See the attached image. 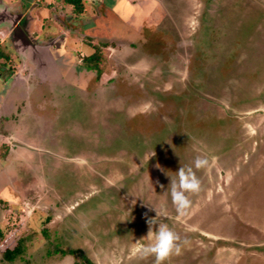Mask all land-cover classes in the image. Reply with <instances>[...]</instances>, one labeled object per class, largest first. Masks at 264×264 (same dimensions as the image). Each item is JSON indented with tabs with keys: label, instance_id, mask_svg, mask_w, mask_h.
<instances>
[{
	"label": "rangeland",
	"instance_id": "1",
	"mask_svg": "<svg viewBox=\"0 0 264 264\" xmlns=\"http://www.w3.org/2000/svg\"><path fill=\"white\" fill-rule=\"evenodd\" d=\"M86 1L76 16L23 0L27 34L50 45L46 77L74 87L27 80L14 118L0 111V230L23 241L0 264H154L134 251L150 219L181 238L165 264H264V0ZM198 155L211 167L194 168L202 191L181 216L170 180Z\"/></svg>",
	"mask_w": 264,
	"mask_h": 264
},
{
	"label": "flooded vegetation",
	"instance_id": "2",
	"mask_svg": "<svg viewBox=\"0 0 264 264\" xmlns=\"http://www.w3.org/2000/svg\"><path fill=\"white\" fill-rule=\"evenodd\" d=\"M3 4L5 5V7L8 8V11L10 12L11 15H14V14L21 15L20 17L21 19L19 20L18 25L22 28V30L28 36V38L32 42V46L35 47V48L27 47L26 49H24L23 53H18L17 48L14 47V44L12 42V31H13V27L11 25L12 22L0 23V30H3L6 33L5 38L0 39V49L1 47L5 48V52L1 50V52L3 53V58L0 59V80H2V87L0 88V96L5 95L4 99H1V101H3V103H7L6 105H7L8 110L6 111V113L8 114L9 111L12 110L13 108L14 99L20 100L21 94L23 93V95L26 96L27 92L29 91V88H27L26 86L27 80H31V79L37 80V78H41V80H46V79L49 80L51 84L54 83V81H51V79L55 78L56 83L59 82V80L57 79V77H53L51 75H49V77H46V75H48L49 73L47 72V69H46L48 67L44 66V64L46 62L48 63H52V62L50 59L46 61V59L41 56L40 52L41 50L46 52L47 49L50 47V45L48 44V46H45V42H42V39H40L39 36H37V34L33 33L32 36L30 37L26 32L27 30L26 27L28 25V20H27L28 11L26 12L23 10V7L26 5V3L23 2V0L19 2L3 0ZM127 4L132 7V4H129V3ZM134 8H137V9L134 10ZM134 8H133L134 11L140 10L138 5H136V7ZM115 14H117V17H118L119 11L117 10ZM114 20L116 21L115 18ZM33 40L35 41L33 42ZM34 51L36 52L39 51L38 52L39 56L38 55L35 56ZM6 52H9V54H7ZM51 65L54 68V64L52 63ZM24 72H25V75H24ZM30 73H32L31 77H30ZM57 74H58V71H57V68L55 67V75ZM58 77L60 78V81H63V79L60 76ZM37 82L39 81L37 80ZM64 82L66 81H63V84L59 82L58 83L59 86L69 87V89L73 90L74 85L72 83L70 84L69 82H67L65 84ZM11 130H13V127L11 128ZM2 145L3 146L0 145V147H3L2 150H4L5 144H2ZM1 153H0V170L3 167L7 166L9 162L11 161L12 151H11L10 146H8L5 153H3V151H1ZM4 154L6 155L5 157H3ZM8 155H9V158H8ZM1 175L2 174L0 171V177ZM2 176H5V174H3ZM2 179L5 180L6 187H9L11 185L12 181L10 180L9 182L6 179V176L2 177Z\"/></svg>",
	"mask_w": 264,
	"mask_h": 264
},
{
	"label": "clouds",
	"instance_id": "3",
	"mask_svg": "<svg viewBox=\"0 0 264 264\" xmlns=\"http://www.w3.org/2000/svg\"><path fill=\"white\" fill-rule=\"evenodd\" d=\"M211 167L208 157L198 155L195 157L192 166H180L176 171V178L170 180V195L172 204L178 214L185 215L191 207L192 200L188 194H199L202 191V182L197 177L196 170H207ZM156 211V210H155ZM156 217L163 215L156 211ZM157 224L156 219L148 220L149 243L144 244L137 241L135 252L141 259L154 257V264H165L172 255L181 253V238L177 232L168 225L160 223L158 228L153 231V225ZM184 244L188 241L184 240Z\"/></svg>",
	"mask_w": 264,
	"mask_h": 264
},
{
	"label": "trees",
	"instance_id": "4",
	"mask_svg": "<svg viewBox=\"0 0 264 264\" xmlns=\"http://www.w3.org/2000/svg\"><path fill=\"white\" fill-rule=\"evenodd\" d=\"M63 2V4L67 7L70 8L71 10V14L73 15H82L84 13V9L86 6L89 5V3L86 0H61ZM48 8H51L52 6H48ZM67 18V16H59L58 18L62 20L64 18ZM64 22V21H62ZM64 24V27L67 28L68 30H70V26L69 24ZM73 30L74 31V26L72 25ZM71 27V28H72ZM76 32V30H75ZM78 33H81L79 31V29H77ZM89 39V40H88ZM85 40H88L87 43H90V40H92V37L87 36V38ZM92 49V53L90 55H87L84 60H83V68L86 69L87 71H93L96 78H99L103 75V73H105L104 71V66L106 64L107 61H104V58L101 56L100 50L99 48H97V46H90ZM3 58V53L1 52L0 49V59ZM6 146H4L5 148ZM6 151V148L4 149V152ZM14 219V222L16 220V218H12V217H8V222H11ZM18 232V227L14 226V234H13V229L11 228V233L12 235H8V234H4V232H2L0 230V253L3 255V259L4 261H9L11 262L13 259H15L18 254L22 253L23 250V244H22V240L20 239H13L11 238V236H16ZM70 254H73V252H70ZM86 262L90 263L88 260H86Z\"/></svg>",
	"mask_w": 264,
	"mask_h": 264
},
{
	"label": "water",
	"instance_id": "5",
	"mask_svg": "<svg viewBox=\"0 0 264 264\" xmlns=\"http://www.w3.org/2000/svg\"><path fill=\"white\" fill-rule=\"evenodd\" d=\"M21 15L14 14L11 15L8 11V8L3 4V0H0V23L12 22V42L14 47L17 48L18 53H23L24 49L32 46V42L26 35V33L22 30V28L18 25Z\"/></svg>",
	"mask_w": 264,
	"mask_h": 264
},
{
	"label": "crops",
	"instance_id": "6",
	"mask_svg": "<svg viewBox=\"0 0 264 264\" xmlns=\"http://www.w3.org/2000/svg\"><path fill=\"white\" fill-rule=\"evenodd\" d=\"M108 1H110L111 2V4L113 5V6H116V3H114L112 0H108ZM116 2V1H115ZM133 5H140L141 6V4L140 3H136V4H133ZM132 5V7H135V6H133ZM139 7V6H138ZM113 8H115V7H113ZM116 12H117V10H116ZM114 14H115V12H114ZM74 27H75V25H73ZM76 28V27H75ZM5 96V95H4ZM4 96L2 95V96H0V111L2 112V113H5L4 115H5V117H11V118H14V105H13V108H12V110H10L9 111V113L7 114L6 112H5V110H8L7 109V105L6 106H2L1 104L3 103V101H1V99H4ZM4 107V108H3ZM1 112H0V115H3V114H1ZM14 128V127H13ZM14 130V129H13ZM14 135V131H13V133H12V137H11V139L14 137L13 136ZM1 137V136H0ZM7 140L8 139V137L6 136V137H2L1 139H0V141H4V140ZM14 139V138H13ZM3 144H5V145H7L6 144V142H4ZM14 149V148H13Z\"/></svg>",
	"mask_w": 264,
	"mask_h": 264
}]
</instances>
